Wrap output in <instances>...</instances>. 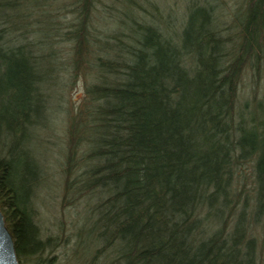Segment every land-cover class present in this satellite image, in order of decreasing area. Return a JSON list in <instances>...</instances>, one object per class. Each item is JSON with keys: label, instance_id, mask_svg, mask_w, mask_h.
<instances>
[{"label": "trees", "instance_id": "1", "mask_svg": "<svg viewBox=\"0 0 264 264\" xmlns=\"http://www.w3.org/2000/svg\"><path fill=\"white\" fill-rule=\"evenodd\" d=\"M163 1L0 0V210L20 264L51 263L31 147L81 79L60 162L85 205L77 264H263L264 81L243 87L264 80V0Z\"/></svg>", "mask_w": 264, "mask_h": 264}, {"label": "rangeland", "instance_id": "2", "mask_svg": "<svg viewBox=\"0 0 264 264\" xmlns=\"http://www.w3.org/2000/svg\"><path fill=\"white\" fill-rule=\"evenodd\" d=\"M175 0H164V5L177 8ZM177 1V0H176ZM240 0H219L220 5L231 7ZM82 79L74 81L70 85L67 92V100H64L63 105L52 106L53 115L50 120L51 124L48 126L44 135L35 138L32 151L37 155L41 168V178L39 179L36 189L34 190V208H36V215L39 219V224L43 237L51 236L52 242L55 243L54 251L49 250L48 253L42 254L39 260L45 262L44 259L52 256L51 263L48 264H77L79 263L78 256L82 250H76L77 242L80 241L79 230L83 224L82 211L85 207L84 201L80 199L75 200L72 195H64L63 178L61 172V164L64 147V137L66 135V119L67 107L72 106V103L78 102L84 89L82 87ZM244 89L252 96L254 89L257 92L261 88L264 80H261L256 85V81L251 80L249 74L244 78ZM254 84V85H253ZM58 91V90H56ZM258 94V93H257ZM258 97V95H257ZM55 101V99H54ZM57 104L58 101H55ZM67 106V107H66ZM261 232V231H260ZM259 250H262L261 256L264 264V231L260 237ZM78 251V252H77ZM26 264H36L30 260H26Z\"/></svg>", "mask_w": 264, "mask_h": 264}, {"label": "water", "instance_id": "3", "mask_svg": "<svg viewBox=\"0 0 264 264\" xmlns=\"http://www.w3.org/2000/svg\"><path fill=\"white\" fill-rule=\"evenodd\" d=\"M0 210V264H20L15 251V241Z\"/></svg>", "mask_w": 264, "mask_h": 264}]
</instances>
